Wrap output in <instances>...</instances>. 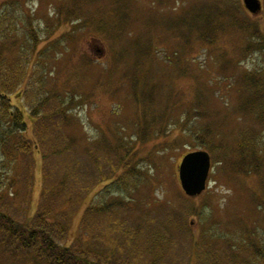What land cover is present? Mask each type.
Instances as JSON below:
<instances>
[{
	"label": "rangeland",
	"instance_id": "obj_1",
	"mask_svg": "<svg viewBox=\"0 0 264 264\" xmlns=\"http://www.w3.org/2000/svg\"><path fill=\"white\" fill-rule=\"evenodd\" d=\"M260 1L258 14L247 11L257 20L252 18L255 22L251 29L253 39H264V0ZM231 2L235 5L234 10L229 9ZM189 3L190 9L187 7ZM5 4L16 5L12 6L16 19L13 28L0 27V64L6 65L14 74L7 77L0 74L2 80L9 88L18 84L15 88L22 93L19 101L25 112L62 113L49 122H41L42 129L38 120H29L28 137L42 139L43 150L47 153L61 143H57V138L67 143L72 139L76 142L75 149H68L70 152L63 158L47 159L46 165L51 161V170L46 173L47 179L51 177L47 183H53L52 187L58 192L45 200L41 193L44 184L42 156L35 152L32 158L22 155L13 172L0 165L1 213L18 222H31V217L39 211L53 229L60 223L64 226L66 235L47 229L57 243L79 247L81 251L77 254H88L90 261L96 264H204L206 260L207 264H225L228 248L237 242L239 244L234 248L238 249L245 239L244 229L249 234L257 231L256 238L264 235V206L258 207L259 200L264 199V146L259 155L249 159L248 174L224 168L215 157L211 161L207 188L198 196L186 197L178 179V165L185 154L212 148L214 145H210V141L218 146V142L223 140L226 145L233 146L235 129L241 126L237 121L240 113L233 112L225 118L228 125L220 134L221 140L220 135L213 131L214 126L213 130L210 129L215 134L210 136L212 140L198 142L196 137L190 138L191 134L185 129L188 121L176 128L165 125L162 136L154 140V144L151 142L134 149L139 158L135 163L142 164L148 179L143 178L141 184H136L133 193L112 191L111 181L105 187V174L99 176L103 173L106 148L101 144L95 147V142L104 135L110 140L124 137L132 133L134 122L144 120L136 113V108L144 106V103L136 106L129 81L134 80V85L144 84L145 75L146 81L150 85L153 83L155 88L146 89L153 96L151 106L154 104L155 109L152 110L156 107L161 113L167 110L166 115L169 114L172 121L179 120L182 113V109L175 106L177 100L183 97L181 105H189L188 100H194L196 91V87L191 89V86L199 83L200 79L208 82L199 87L203 98H210L205 103L208 110L216 105L212 92L226 93L233 107L236 90L228 85L219 89L222 83L217 81L222 79V72L227 70L229 76L236 79L245 67L250 71L264 69V47L243 53L248 37L229 27L232 21L240 19L236 17L241 16L238 6L245 9L243 0H0V9ZM59 5L76 10L75 16L71 17L74 22L72 28L64 21L59 24L60 14L58 17L51 14L54 6ZM196 7L195 15L202 9V18L209 17L204 30H218L219 37L211 39L208 36L211 42H202L195 34L186 36L178 33L194 17L192 9ZM49 10L51 13L46 17ZM116 11L124 13V18L117 19ZM91 18L105 23L109 21L106 26L109 32L102 29L101 34L100 28L84 27ZM76 25L81 27L74 28ZM25 33H29L30 39L36 37L31 40H36L37 45L32 54L24 55L27 59H19ZM185 39L189 44L182 48ZM209 43L215 46L214 50L207 47ZM153 47L160 54L145 52ZM172 47L182 49L180 59L184 74H176L175 60L179 58L174 56ZM166 54L173 55V64L171 60L165 64ZM82 60L88 62L82 64ZM238 61L243 62L236 65ZM124 71L131 78L123 80V85L119 83V76L122 72V77ZM20 73H24L21 78L18 77ZM226 83L222 85L226 86ZM14 103H17L16 99ZM181 136L184 139L172 151L165 153L162 150L167 148V142ZM258 136L262 137L259 143L264 145V129ZM202 143H206L204 148ZM88 152L93 157L86 155ZM2 159L0 152V161ZM117 159L112 158L114 163L111 165L119 166ZM64 173H69L74 185L90 186V192L88 190L83 196L84 193L71 185L64 187V191L59 190L58 181ZM104 187L107 194H114L108 197V202L114 201L113 198L120 201L119 197L125 195H131L134 202L117 205L105 213H94L87 227H91L90 232L95 235L96 242L89 235L82 236L81 220L85 207L91 200V205H94L99 199V195L96 199L94 195ZM104 200L107 201L106 198L100 199V203ZM69 206L67 214L64 213ZM173 211L175 214L169 217ZM45 227L43 225L44 230ZM244 252L241 250V256ZM260 260L252 259L250 263L264 264V259ZM247 262L241 259L235 263ZM0 264L24 262L15 259L4 263L0 259Z\"/></svg>",
	"mask_w": 264,
	"mask_h": 264
},
{
	"label": "trees",
	"instance_id": "obj_2",
	"mask_svg": "<svg viewBox=\"0 0 264 264\" xmlns=\"http://www.w3.org/2000/svg\"><path fill=\"white\" fill-rule=\"evenodd\" d=\"M190 4L191 3L187 5L188 9H190L191 7ZM12 6H16V5H12ZM12 6L5 4L2 7L3 9H0L1 28L5 27L11 29L15 26L14 23H15L16 15L13 12ZM197 8L198 7H196V9L195 8L192 9V13L194 17L191 16L192 17L191 20H188L187 22V19L186 20L183 19L187 23L184 24V29L179 30L178 33L182 32V34L186 36L195 34V36H198L199 39L205 43L207 40H209L208 36L211 39L219 37L218 30L212 32H209L208 30H204L206 28L204 24H206V21L207 19H209V17L205 16L204 18H202L203 17L202 9H200L198 13H196L195 15ZM234 8L235 5L233 2H231L229 9L234 10ZM238 9L241 12V16L236 18H240V19L235 21L229 20L228 22L230 21L233 22L232 26L229 27L236 30L238 34L246 35L248 37L247 42L242 49V52L245 54L250 53L253 50L252 48L261 50V48L264 47V39L261 37H255L256 39L251 38L252 36L251 29L255 27V22H253L252 20V18L254 17H251L250 14L247 12V10L242 8V6L240 7L238 6ZM49 12L51 13V11L49 10L46 14V17H49L48 14ZM76 13L77 12L74 9L71 8L64 9L59 5V6H54V10L51 14L55 15V17H58L57 14H60L59 24L62 21H64L65 24L71 25L70 28H72L74 22H72L71 17L75 16ZM116 13H117V19H122V17L124 18V13H118L117 11ZM109 24H110L109 21L105 23L103 21H100V19L94 20V18H91L83 26L88 27L90 25L91 27L93 26L96 28H100L99 32L102 34L103 31L102 29L109 32L107 30L108 27H106ZM76 27L79 28L81 27V25H76L74 28ZM28 34L29 33H25L23 35L24 36L23 51L18 54L20 55L19 59L20 58L27 59V57H25L24 55H29V53L32 54L34 47L37 45L36 40H31V39H35L36 37L30 39L28 38ZM209 42H211V40H209ZM187 44H189L188 39L187 40L185 39L184 43L182 44V48H187ZM207 47L213 48V50L215 49V46L211 45L210 43ZM172 48L174 49L173 52L174 56L179 58L178 60H175V63H177L176 68L178 72L176 74L178 75L184 74L182 61L180 59V56L182 54V49L180 51V49L176 47H172ZM30 50L32 51L30 52ZM213 50H211L210 52H212ZM145 52H149L155 55L160 54L157 51V49H155L154 47L152 48V50ZM116 56L117 54L115 55V57ZM172 56L173 55L171 54L170 55L166 54L167 60H164L166 62L165 64H167L169 60H171L170 63L173 64L174 61L172 59ZM147 59L149 60L148 56ZM82 61H84L82 62V64L88 62L87 60H82ZM3 62L4 61H2L1 63ZM242 62L243 61H238L236 65H239ZM223 66H225V64ZM23 68H24V64H23ZM0 70H1L0 74H4L3 76L6 77L7 75L13 76L14 74V71L10 73V70L7 68L6 65L2 66V64H0ZM225 72L226 73L222 72L221 74L222 79L218 80L217 82L222 84L227 82L226 86L221 84L219 89L227 87V85L230 88H235L236 90V93L234 95L235 103L233 102V107H232V103L231 104L229 103L226 93L224 94L219 92L218 94H216L212 92V96H213L212 98L213 99L214 97L216 98L214 99L216 105L212 109L208 110L205 107V103L207 102V99L210 98H206V99L203 98L204 96L203 91L199 88L201 86L206 85V83L208 82L200 79L199 83L197 82L195 85L192 84L191 86V89L193 87L194 88L196 87V91L194 93L195 95L194 100H188L189 103L186 102L189 105L186 106L181 105L183 97L177 100L175 105L176 108L182 109L180 119L177 121H172L171 118L169 117V114L166 115L167 110L165 111V113H161V110L160 109L157 110V107L156 110H152L155 109L154 104H152L151 106V103H153L152 100L153 96L149 92H147L146 89L150 87H152V89L155 88L153 83L150 85L146 81L147 79L146 75H145L144 84L134 85V80L131 82L129 81L130 91L136 103V106L137 105L139 106L140 103H144V106H140L136 108L138 111V112L136 111V113L140 117H144V120L142 122H140L139 120L134 122L135 125H133L132 133L129 135H126L121 138L114 137L113 140H110V138L108 137H104L105 136L104 135L99 141L95 142V147H98V145L101 144L106 148V152H105L106 160L102 166L103 173L99 176L101 177L103 174H105V177L103 179V181L106 182L105 187H108L107 183L111 181V185L109 186H112L111 187L112 191H119L123 194H128L129 192L133 193L134 190H136L137 188L136 184H141L143 178L148 179V175L146 173V170L144 171L142 164L135 163V161L138 160L139 158H138V153L135 152L134 149H136L139 146L142 147L145 145H149L151 142L152 144H154V140L160 138L159 137L160 135L162 136L163 128L165 127V125L171 128H176L179 125L183 126V124L188 121V127L185 129L191 135L188 133L187 135H190V138L196 137V140L198 142L200 140L207 141V140H212L210 136L215 135L213 131L217 133L216 135L222 134V131H224L226 126L228 125V123L225 122V118L229 116V114H232L233 112H237L241 114L237 118V121H239L241 126L235 129L236 138H234V140L232 141L233 146L230 147L229 145H226V143L223 142V140L222 142L218 140L219 141L218 146H216L215 142L210 141V145L213 144L214 146H212V148L209 147L205 151L209 153L211 161H213V159L216 157V159H219L220 161L219 164L223 165L224 168L229 167L231 169L232 168L236 169L239 172L248 174L247 167H248L249 159L251 158V156L259 155L260 152L263 151L262 147L264 146L259 143L260 140L262 141V137L259 138L258 136L260 134V130L264 129V69L250 71L249 68L245 67V71H243V73L240 74V76L237 77L236 79L233 76L232 77L229 76L227 70ZM24 73H20L18 77L21 78ZM208 74H210V72H208ZM255 74L257 75L255 76ZM121 75L119 76L120 79L119 83H123L124 85L125 82L123 80L127 81V79L131 77L129 73L127 72L125 73V71L123 74L124 77L123 76L121 77ZM3 76L0 75L1 78L0 79V152L3 156V159L0 161L1 162L0 165L9 168L13 172L15 168V164L18 162L19 158L22 157V155H26L27 157L28 155H30V157L32 158L33 153L35 152L37 155L42 156L43 165L41 168L44 172V181H43L44 184L41 193L43 199L45 200L47 196L58 192L55 191L54 188L52 187L53 183L51 184L47 183L49 182L51 177L49 176L48 177L49 180H48L46 176V173L51 170V168H49L51 166V161L48 165H46L47 159L48 158L52 159L53 157L63 158V156L67 155L70 151L75 149L76 140L74 141V139H72L70 143H67L57 138V143L59 142L61 143L56 145L53 150H49L48 153L45 152L46 150L45 149H44L45 151L43 150L42 139L40 140L34 138V136L32 138L28 137V128H29L28 121L38 120L40 122V129H42L41 122L52 120L53 117L62 113L58 111L59 113L57 115H54L52 113L49 114L39 113L38 111L33 113L25 112L24 105H22L21 102L19 101V98L22 93L19 90H16L15 88L18 87V84L12 86L13 88H9L8 85H5V82L2 80ZM162 80H164V78ZM146 84L148 85L146 86ZM238 85H241V87H239ZM45 98H47V96H45ZM15 99L17 100V103H14ZM190 102H193L191 106H190ZM182 115H185L184 118H182ZM52 122L55 123L54 120ZM44 124H48V123L44 122ZM212 126H214L215 130L212 129L213 128ZM43 129L45 130L44 127ZM210 129H212L213 131H210ZM17 131L19 133H17ZM219 138L221 140L222 136L220 135ZM183 139H184L183 136H181L180 139L173 140L171 143L167 142V148H164L162 146L163 147L162 150L165 153L172 151V149L175 148V146H177ZM205 144L206 143L201 144L202 148H204ZM68 149H70V151H68ZM86 155H88L90 158L93 157V155L89 152ZM112 158H116L118 160L119 166L111 165V163H114L112 161ZM91 161L95 162L94 160ZM170 182H173L171 178H170ZM58 183H59L58 186L59 190L64 191L63 189L64 187L71 185L74 189L78 190L82 194L84 193L83 196H85V194L88 193V190L90 192V188H89L90 186L88 185L87 186L74 185V182L70 178L69 173H64L60 177V181H58ZM130 185H132V187H130ZM105 187L102 188L99 193L94 195L93 198L99 195L98 196L99 199L94 203V205H91L92 203L91 200L90 204L87 205L84 209V214L81 220L82 236L85 235L86 237L89 235L91 239H94L93 236L95 235H93V233L90 232L91 227L90 228L87 227V225L90 224L91 219H93L94 213L97 212L105 213L108 212V210L110 209L112 210L117 205L123 206L134 202L131 195H125L124 197H119L122 199V200L120 199V201H118L117 198H113L114 201L108 202L109 201L108 197H112V195L114 194H111V196L107 194L108 190ZM182 193L184 194L183 191ZM105 198L107 201L104 200L103 203H100L101 202L100 199H105ZM261 199L262 200H259L258 207L264 206V199L263 198ZM115 201L118 203L116 204ZM68 202L70 205L72 204L70 200ZM70 207L71 206L64 209V213L67 214V209ZM122 208L124 209V207ZM173 214H175L174 211L171 212V214H169L168 216L170 217ZM31 218L33 220V221L30 220L31 222L29 221L18 222L17 220L11 218L9 215L0 212V259H3L4 263L6 261L10 263L15 259H20V261L24 262V264H96L90 261L89 259L90 256L88 254L87 255L83 254L82 256L77 254V251H81L79 247H78L79 249L78 248L76 249L72 247L73 245H68V246L60 245L53 239L51 233H47V229H51L55 233L60 232V234L64 233L66 235V232H64L63 230L64 226L60 225L61 223L58 224L57 228L53 229L52 226L46 223L45 220L47 219L43 218L42 214L39 211L35 212L34 217L32 216ZM167 222L168 221H166V223ZM34 224H36V226ZM43 225L46 226L45 230L43 228ZM256 233L257 231L251 232L249 234V231L244 229L243 237L245 239L242 240V243L240 244L238 249L234 248L235 245L238 246L237 244L239 243L237 242L235 243L234 246H230V248H228V250L226 251L227 261L225 264H237L235 262L236 261L240 262L241 259L247 260L248 261L247 264H254L256 262L255 261L254 263H250L252 259L257 258L263 260L264 235L260 236L261 238L260 237L256 238L258 236ZM94 240L96 241V239ZM99 241L100 244L103 243V241L98 240V242ZM241 250L245 251L242 256H241ZM243 256H247L248 258L246 259ZM204 264H207V260L204 262ZM213 264H219V263H213Z\"/></svg>",
	"mask_w": 264,
	"mask_h": 264
},
{
	"label": "water",
	"instance_id": "obj_3",
	"mask_svg": "<svg viewBox=\"0 0 264 264\" xmlns=\"http://www.w3.org/2000/svg\"><path fill=\"white\" fill-rule=\"evenodd\" d=\"M243 5L253 15L261 11L260 0H243ZM210 169L211 158L207 151L197 150L182 157L178 165V179L186 196L195 197L204 192Z\"/></svg>",
	"mask_w": 264,
	"mask_h": 264
}]
</instances>
